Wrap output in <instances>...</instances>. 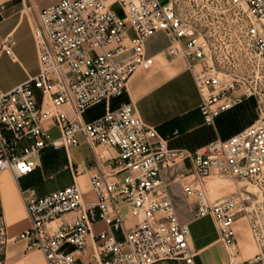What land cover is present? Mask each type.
Listing matches in <instances>:
<instances>
[{
  "label": "built area",
  "instance_id": "2783aa9c",
  "mask_svg": "<svg viewBox=\"0 0 264 264\" xmlns=\"http://www.w3.org/2000/svg\"><path fill=\"white\" fill-rule=\"evenodd\" d=\"M179 1L57 0L40 11L33 31L39 73L0 92V177L9 172L18 183L48 151L81 142L116 156L110 173L100 165L90 170L91 201L76 182L77 170L62 190L42 197L35 188L22 192L30 226L10 239L0 214V264H7L12 242L42 253L48 264H196L189 226L179 221L162 177L185 161L191 168L178 181L195 206L193 218L213 220L227 264H264V196L260 201L246 191L214 201L206 188L224 176L264 191V0H206L208 16L224 29V49L183 17ZM158 33L169 37L172 57L191 63L207 127L250 100L257 120L190 154L170 149L133 101L113 109L112 101L127 95L132 77L150 64L145 44ZM2 53L14 58L9 41ZM99 105L104 114L86 121ZM241 218L259 250L245 263L235 228ZM98 223L105 230L96 234Z\"/></svg>",
  "mask_w": 264,
  "mask_h": 264
},
{
  "label": "crops",
  "instance_id": "0c3cea01",
  "mask_svg": "<svg viewBox=\"0 0 264 264\" xmlns=\"http://www.w3.org/2000/svg\"><path fill=\"white\" fill-rule=\"evenodd\" d=\"M57 0H0V51L6 41L10 42L13 57L4 53L0 60H8L11 65L21 71V77L8 89L0 88L7 93L14 88L27 83L39 73V62L33 31L37 26L39 13L42 9L53 5ZM164 4L165 0H159ZM130 44L129 40L125 45ZM170 39L165 33H158L147 40L145 53L150 64L139 70L131 79L127 95L112 101L113 109L133 101L136 104L143 123L154 128L158 135L168 141L173 150L194 154L212 142L220 139L226 141L252 125L255 120L254 101H246L239 107L222 115L216 121V127L210 128L204 124L199 111L201 97L195 86L191 63L186 59H176L169 54ZM105 112L104 105H99L88 111L86 121L99 118ZM242 119L241 124L228 130L233 119ZM228 124V125H227ZM86 150L88 155L75 161L73 153ZM64 151L67 163L57 166L50 162L40 161V167L31 175L23 178H33L32 182L23 185L20 179L16 183L9 172L0 177V214L3 215L10 239H16L22 232L29 229V219L25 210L22 192L35 188L40 197L71 186L74 182L73 173L77 170L76 182L87 200H93L90 188V170L98 165L103 171L110 173L112 167L109 160L116 156L115 152H106L103 148L91 149L84 142L77 148ZM57 151V152H61ZM191 168V162H180L163 172V181L168 187V193L176 210L179 221L190 229L191 248L197 253L196 264H227V257L219 235L211 218L195 220L194 205L186 199L178 181L181 174ZM57 171V172H56ZM68 175L69 180L62 182L59 177ZM211 178L206 182V188L215 198V183ZM135 221L128 218V224ZM242 262L245 263L259 254L252 235L238 219L235 225ZM105 230V225H94V233ZM90 246L88 253L91 254ZM86 260V259H85ZM7 264H48L45 256L37 251L27 252L21 242H12L7 253Z\"/></svg>",
  "mask_w": 264,
  "mask_h": 264
},
{
  "label": "rangeland",
  "instance_id": "374dc122",
  "mask_svg": "<svg viewBox=\"0 0 264 264\" xmlns=\"http://www.w3.org/2000/svg\"><path fill=\"white\" fill-rule=\"evenodd\" d=\"M167 1L168 0H165L164 4L167 3ZM112 10L116 12L119 11V8L115 6L113 7ZM178 10L183 15V17L187 19V21H189L194 27H197L199 30H201L203 35L211 43H213L217 48L224 49V43H226V39H224L225 38L224 29L219 23H217L215 19H212L208 16V11L206 10V0H180L178 2ZM21 74L22 73L20 69L16 66L11 65V63L8 60L5 59L0 60V88L8 89L14 84L17 78L21 77ZM252 107L255 111V120L251 124H253L258 118L256 105H253ZM232 122L233 124L230 125L232 127L230 128L228 126L227 127L228 130H231L234 127H237L239 124H241L242 119L235 118L233 119ZM87 155L88 152L84 150L79 153H73V158L75 161H77V160H81ZM43 161L47 163L50 162L57 166H62L67 163V155L64 151L48 153V154H44ZM32 180L33 178L31 177L23 179L22 184L23 185L29 184L30 182H32ZM59 180L65 182L69 180V177L68 175H63L59 177ZM213 181L216 185L214 188L215 191L213 192L215 198L226 199L232 197L237 192H246V191H248L253 196H255V198H259L260 201H262L261 196H264V191L263 193H260L251 185H248L245 182L232 179L230 177L217 176ZM127 214L128 212L125 210L124 215L127 216ZM242 219L244 225L250 232V228L247 223V220L244 218Z\"/></svg>",
  "mask_w": 264,
  "mask_h": 264
},
{
  "label": "trees",
  "instance_id": "16d2710c",
  "mask_svg": "<svg viewBox=\"0 0 264 264\" xmlns=\"http://www.w3.org/2000/svg\"><path fill=\"white\" fill-rule=\"evenodd\" d=\"M55 151H48L46 154H48V153H54Z\"/></svg>",
  "mask_w": 264,
  "mask_h": 264
}]
</instances>
